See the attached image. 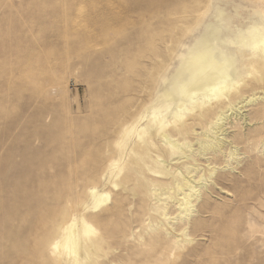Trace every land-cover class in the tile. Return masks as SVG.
Wrapping results in <instances>:
<instances>
[{"label":"rangeland","instance_id":"1","mask_svg":"<svg viewBox=\"0 0 264 264\" xmlns=\"http://www.w3.org/2000/svg\"><path fill=\"white\" fill-rule=\"evenodd\" d=\"M263 19L264 0H0V264H74V255L38 248L70 216L96 231L99 247L79 248L81 264H264L260 100L249 105L246 95L226 112L217 163L211 152L197 158L192 142L194 164L210 160L215 172L195 187L189 216L170 199L171 177L152 172L185 160L138 139L179 54L209 21L223 38ZM254 76V99L264 98V71Z\"/></svg>","mask_w":264,"mask_h":264},{"label":"bare ground","instance_id":"2","mask_svg":"<svg viewBox=\"0 0 264 264\" xmlns=\"http://www.w3.org/2000/svg\"><path fill=\"white\" fill-rule=\"evenodd\" d=\"M216 9L219 13H224V10H221L220 8L217 7ZM219 29L220 28L214 25V23L209 21L205 29L203 30V33L198 35V37L194 41H191L190 45L186 47L182 53L179 54L178 61L174 67L175 68L174 75L169 80L170 83L169 90L164 94L158 95V98L161 99L160 102H155L151 105L150 108L152 109V112H151L150 121L147 124L148 126L147 131L146 132H143L144 130L139 131L138 139L141 142L140 146H147L152 141L156 140V142L158 143V147L161 149V152L163 153L162 155L163 157L170 160V158L176 156L178 157V160L181 159L185 160V162L181 164V168L177 167L176 165L175 166L177 168L176 169L174 168V170L172 167H171L172 169L170 168L167 169L166 168L167 166L164 167L163 169H160L158 167L157 169H154L152 172L155 174H161L171 177V184L169 188L167 187L168 191L169 190L173 191V195L170 194V199L176 200V203L178 204V208H179L178 211H180V213L187 214L186 216H189L192 213V211L195 212V210L192 209L194 207L193 204H195L194 202L198 198V194H195L197 193L195 187L199 186L198 185L199 182L204 180L203 179L204 177L205 180H207L212 178V175L214 176L215 164L213 163L214 162L217 163L216 159L218 155L216 156V154L218 152L220 153L223 146H225L223 144V140L218 138L219 137L218 134L221 133L220 135H222L224 131L222 130L223 129L222 124L224 123L221 122L223 120L229 119L228 115L225 116L226 112L235 110V108L239 106V104H242L248 98L249 100L248 102L247 101L246 102L249 105H252L253 103L255 104L257 100H260L261 111L254 113L253 118H254V123L257 122L256 125H261L262 129H264V98L259 97V99L258 98L254 99V94H256L254 91L258 88V87L256 88V86L259 85L257 83H260L259 79H256L254 75H257L264 71V25L253 23L249 25V27H247L246 29H243L242 26L236 27V29L233 31L234 32L233 36L226 35L223 38L220 35ZM232 47L238 48L239 52L233 53L231 49ZM248 78L249 79L253 78L254 79V80L252 79L253 82L250 81L248 83L246 81V79ZM246 83H248V85H246ZM250 85H252V87L248 89ZM244 96H246V98H244ZM243 98L244 101L242 102ZM173 104L174 106H176V112L172 113L171 117L167 119L165 115H162V113L168 111L169 107ZM245 107L246 106H241L239 107L238 110ZM191 117H192V122L190 121V123H188L189 121L187 122L186 118L190 119ZM143 118H144L143 113L138 116L139 121L143 120ZM219 122L221 125L219 124ZM195 126H198L199 129L201 130L200 131L201 134L199 135L200 138L198 139L193 138L194 136L198 137V133H195V129H196ZM262 134L264 135V131ZM261 137L257 142L256 145L257 149L262 144L264 146V138ZM195 140L197 142L196 144H198L199 146L197 148V152L195 150L196 152L195 154L197 158L198 156L200 157L201 155L204 156L208 152H211L213 153V155H215L214 157L211 155L212 159L210 158L213 163L210 160L203 161L207 163L209 162L208 164H206L207 165L206 167H203V169H200L201 165L194 164V162L198 160L195 159L196 158L195 156H193L194 151H192L191 149L194 145L192 142L193 141L195 142ZM188 152L189 155L186 154ZM221 155H223V153ZM160 157L159 156L155 157L153 161L159 164L160 161L158 159ZM233 157L231 158L234 159ZM201 160L202 159H200V161ZM162 163L164 162L162 161ZM211 163L213 164V168L209 169ZM190 165L195 166V169L191 170L189 168ZM247 166L245 168L248 170ZM252 168L254 167L252 166ZM252 168H250L249 171H252L251 170ZM178 169L181 170L178 171ZM202 171L203 174L198 175L201 174ZM193 172L195 173V176L190 177V179L193 178L194 181L190 182V179L187 178ZM245 172L248 174L247 171H244V173ZM196 177L197 180L194 179ZM214 182L215 184H218V182H220L219 177ZM152 186L154 187L155 190H156V186H158L161 190H164V187L158 183L153 182ZM185 190L188 191V193H184ZM179 195L183 197H181V199H176V197ZM199 195L202 197L201 194ZM93 196L96 197L97 205H100L101 203L104 202L103 195L97 196L96 194H93ZM192 197H195L193 198L194 200L193 199L191 200ZM199 203L196 206H199L201 204ZM189 220H191V218ZM194 221L195 220L193 219V221L191 220L189 222L194 223ZM76 223H79L81 225L79 230L76 227ZM187 224L189 223L187 222ZM197 224L199 223L197 222ZM182 228L181 231L183 233L185 228L184 229ZM79 232L82 233L81 236H79L78 234ZM95 233L96 231L92 228V226L87 224L83 219L75 221V219L71 218L70 216V220L69 221L67 220V223H65L62 227L58 229L57 238L53 239L50 242L51 236H46L45 238L41 237L43 238L42 242L40 240L41 247L39 246V244L35 245L34 243L33 245L37 247L39 246L38 248L43 250L46 247H49V251H52L53 253H55L56 251L58 252L61 251V253L64 252L70 254V256L74 255L75 260L72 257L74 260L73 263L81 264L82 261L76 258L79 248H82L83 252H86L87 248H90L92 246H96L97 248L99 247L98 243H95L90 239L91 238L90 236ZM43 235H45V233H43ZM187 243H189V241H187ZM175 245L178 246L177 243H175ZM34 252L36 251L34 250ZM43 252L44 251H42V253L40 252L39 253L43 254ZM28 257L30 258V256H27V258Z\"/></svg>","mask_w":264,"mask_h":264}]
</instances>
